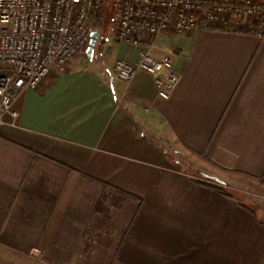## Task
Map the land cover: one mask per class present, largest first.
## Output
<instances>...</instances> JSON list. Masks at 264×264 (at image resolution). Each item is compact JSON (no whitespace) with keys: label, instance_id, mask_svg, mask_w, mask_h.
Segmentation results:
<instances>
[{"label":"crops","instance_id":"crops-1","mask_svg":"<svg viewBox=\"0 0 264 264\" xmlns=\"http://www.w3.org/2000/svg\"><path fill=\"white\" fill-rule=\"evenodd\" d=\"M117 42L3 116L0 264H264V36L159 34L168 99L117 77L140 52Z\"/></svg>","mask_w":264,"mask_h":264},{"label":"built area","instance_id":"built-area-1","mask_svg":"<svg viewBox=\"0 0 264 264\" xmlns=\"http://www.w3.org/2000/svg\"><path fill=\"white\" fill-rule=\"evenodd\" d=\"M104 1L0 0V124L22 91L86 51ZM195 29L263 37L264 0H120L116 38L140 52L135 63L114 62L117 77L131 80L143 71L153 76L157 96L168 99L181 76L170 58L153 57L145 45L166 31Z\"/></svg>","mask_w":264,"mask_h":264},{"label":"rangeland","instance_id":"rangeland-1","mask_svg":"<svg viewBox=\"0 0 264 264\" xmlns=\"http://www.w3.org/2000/svg\"><path fill=\"white\" fill-rule=\"evenodd\" d=\"M119 11H120V0H105L102 4V7L100 8V11L98 12L97 16L92 21L93 27L96 28L99 33V36L96 40L95 46H94V52L92 59H89L86 55V51H81L77 54H75L70 60L69 64H71L72 67L79 66L82 63L84 64H90L93 69H96L98 72L100 69H102V66L100 63H103V57L106 56L111 57L108 53L105 55L106 49L109 52H112V50L107 47L109 45H106V42H114L118 43L115 29L116 24L119 18ZM158 38V37H157ZM157 38L155 40H157ZM110 44V43H109ZM104 45V46H103ZM113 61V65H114ZM61 71L53 69L51 73H59ZM50 73V74H51ZM258 214L262 213L263 211L258 210L257 208H253Z\"/></svg>","mask_w":264,"mask_h":264},{"label":"water","instance_id":"water-1","mask_svg":"<svg viewBox=\"0 0 264 264\" xmlns=\"http://www.w3.org/2000/svg\"><path fill=\"white\" fill-rule=\"evenodd\" d=\"M98 36H99L98 31H93L90 34L89 45L86 49V55L88 56L89 59H92V57H93L94 46H95V43H96Z\"/></svg>","mask_w":264,"mask_h":264},{"label":"trees","instance_id":"trees-1","mask_svg":"<svg viewBox=\"0 0 264 264\" xmlns=\"http://www.w3.org/2000/svg\"><path fill=\"white\" fill-rule=\"evenodd\" d=\"M215 189L218 190L221 195H224L226 197H232L231 194L222 187H215Z\"/></svg>","mask_w":264,"mask_h":264}]
</instances>
